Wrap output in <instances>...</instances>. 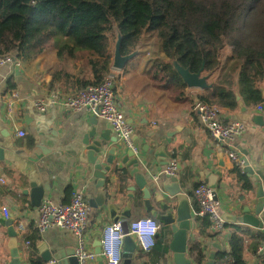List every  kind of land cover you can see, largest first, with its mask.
Masks as SVG:
<instances>
[{
	"label": "crops",
	"instance_id": "1",
	"mask_svg": "<svg viewBox=\"0 0 264 264\" xmlns=\"http://www.w3.org/2000/svg\"><path fill=\"white\" fill-rule=\"evenodd\" d=\"M161 55V58L164 57L162 51ZM138 58H133L134 63H131L128 70H113L117 79L118 105L134 128L133 139L139 149L137 155L143 159L144 164H150L149 169L143 165L141 171L160 185L159 174H162L172 160L177 161L180 166L177 171L180 185L189 196L194 218L188 245L192 239L198 238L209 245L208 256L214 242L220 244L218 251L230 252V237L237 232L243 238V257L246 264H264V258L257 253L259 244L264 242V212L258 216L263 222L262 227L226 222L225 230L213 239L200 234L199 222L194 214L197 208L194 188L201 182L207 183L201 177V173L206 171H210L209 178H213L218 170L222 171L217 182V193L223 213L240 215L245 203L252 209L255 208L258 203L257 181L247 174L252 189H242V183L234 172L236 165L229 152H237L253 167L264 172V166L259 165L264 152V126L258 124L259 116L264 117V114L256 111V105H246L237 90L238 74L235 73L234 89L247 109L242 111L238 100L237 108L220 107V112L225 122L244 121L247 129L230 145L219 144L211 138L193 110L200 94H206L207 91L187 87L180 95L181 91L172 89V84L165 86L155 82L152 77L153 65L149 69L148 60H137ZM63 67V62L59 61L53 49L45 50L35 59L23 60L20 69L8 64L0 66V175L6 178V183L0 185V264H8L12 260L8 249L10 237L3 225L9 216H5L4 208L9 210L16 229L21 219L27 221L26 230L20 232L17 238L23 264H31V255L44 263V255L47 253L76 249L77 240L70 230L50 227L40 232L36 229L39 206L32 205V183H46L49 190L46 191L44 199L49 198L55 203L69 202L74 190L80 189L84 192L91 208L88 242L94 252L105 225L115 221L110 205L115 207L122 222L130 223L144 216L153 217L145 209L140 190L133 191L130 188L134 185V179L130 175L132 167H126L121 162L115 164L107 174L108 201L104 206L98 205V200H102L99 192L101 188L98 187V178L93 175L88 164L87 150L83 144L84 134L91 126L93 114L90 110L75 111L61 104L52 105L46 111L35 107L38 98L47 97L53 90L62 93L75 90V77L67 78ZM218 75L219 72H215L209 78V83L216 81ZM262 89L264 90V84ZM99 122L101 128H104L109 121L99 118ZM18 131H25L26 134L21 136ZM148 138L153 139L154 144ZM34 149L41 155L39 160L31 158ZM165 162L169 163L163 165ZM132 194L134 198L131 197ZM91 202L98 206H92ZM129 202V215H123ZM165 236L163 242L167 244L168 253L163 260L153 249L139 256L137 248L132 264H162L165 261L173 264V253L169 249L171 235L168 233ZM27 240H30L29 244ZM52 260L59 264L56 259ZM91 264L100 262L96 257Z\"/></svg>",
	"mask_w": 264,
	"mask_h": 264
},
{
	"label": "trees",
	"instance_id": "2",
	"mask_svg": "<svg viewBox=\"0 0 264 264\" xmlns=\"http://www.w3.org/2000/svg\"><path fill=\"white\" fill-rule=\"evenodd\" d=\"M118 33L124 55L154 35L164 57L153 64L152 77L172 84L180 95L188 86L173 60L192 72L204 65L209 78L219 72L199 100L234 109L238 90L249 107L264 101V0H0V54L13 52L27 61L53 49L66 77H75V90L98 84L113 71ZM234 172L242 189L250 191L248 175L237 166ZM196 219L205 238L218 234L209 230L207 216ZM230 245V252L218 251L216 264L228 257L246 264L242 236L232 233ZM153 250L162 260L168 253L158 239ZM208 251L205 241L194 238L188 255L203 264ZM31 264L43 263L31 255Z\"/></svg>",
	"mask_w": 264,
	"mask_h": 264
},
{
	"label": "water",
	"instance_id": "3",
	"mask_svg": "<svg viewBox=\"0 0 264 264\" xmlns=\"http://www.w3.org/2000/svg\"><path fill=\"white\" fill-rule=\"evenodd\" d=\"M122 35L118 33V38L115 44L114 58H113V69L123 70L125 66L132 60L139 52L136 49L130 54H122L121 52ZM175 69L179 72L184 82L189 88L207 89L211 86L209 83L208 75L203 74L204 65L198 72H192L189 68L182 67L176 60H173ZM239 100V105L242 111H246L247 107L243 101L240 100V95L236 94ZM90 128L84 134L83 144L87 150L88 164L90 165L93 175L98 178V187L101 188L100 198L98 200L100 206H104L108 201V194L106 191L108 172H110L115 164L121 162L126 167H132L130 175L134 179V185L131 186V190L139 189L142 193V199L145 209L150 213L165 231H159L157 238L161 241H165L168 233L171 235L169 242V249L173 253V264H196L193 259L188 255L189 252V232L194 226V218L192 215V206L189 200V196L183 192L182 186L178 174H159L161 177V184H157L152 181L151 177L141 171L143 165L149 169L150 164H144L143 159L130 148L123 146L117 136L113 134V127L111 122L104 128H101L99 117L95 114L91 117ZM259 125L264 126V117L259 116ZM150 143L154 144V140L148 138ZM152 152V149L149 150ZM121 155V157H119ZM37 149H34L31 158L39 160L41 157ZM169 162L162 163L163 165ZM259 165L264 166V152L262 160L259 161ZM180 168V166H178ZM245 174L251 175L257 181L256 199L258 203L255 208L252 209L248 203H245L242 208V214L233 215L230 213H223L222 216L226 222H232L236 224H242L253 227H262L263 222L258 217L264 212V172L256 167H253L249 161L246 162L243 169ZM210 171L201 173L202 180L206 181L208 185L215 191V199H218L217 187L218 178L221 177L222 171L218 170L213 178H209ZM31 201L34 207H38L46 191L49 190V186L46 183L31 184ZM26 193V192H25ZM134 198V195H131ZM245 197H243L244 199ZM92 206H98L94 203H90ZM131 202L128 203L127 209L123 211V215H129L127 212ZM111 215L115 221L120 219L113 205H110ZM124 233V246L122 251V263L121 264H132L134 253L138 246L135 239L128 234L129 222H122ZM3 225L7 228L8 235L10 237L8 243V249L11 255V261L8 264H23L22 255L18 245V236L20 232L14 226V220L11 215L3 222ZM161 229V228H160ZM229 244L227 248L229 249ZM220 244L214 242L210 250L208 259L203 264H216V256ZM97 260L100 264H106L102 256L101 239L99 240L95 249ZM56 259L59 264H80L79 259L76 256V249L72 251H60L56 250L53 253H47L44 255L45 262L52 259Z\"/></svg>",
	"mask_w": 264,
	"mask_h": 264
},
{
	"label": "built area",
	"instance_id": "4",
	"mask_svg": "<svg viewBox=\"0 0 264 264\" xmlns=\"http://www.w3.org/2000/svg\"><path fill=\"white\" fill-rule=\"evenodd\" d=\"M10 65L16 69L23 66V60L15 53L0 54V66ZM16 96H18L16 94ZM61 104L75 111L88 109L99 118L111 122L113 131L119 142L132 149L136 154L139 152L138 146L133 139L134 128L128 122L126 114L119 107L116 95V73L113 70L104 80L95 85H88L84 88L68 93L53 90L47 97L38 98L35 107L40 111H46L50 106ZM256 111L264 114V101L255 106ZM193 110L198 114L201 123L210 133L211 138L219 144L230 145L233 140L241 136L247 129L244 121L233 120L224 121L220 109L208 102L197 100ZM24 136L25 131H18ZM230 158L241 170L244 169L246 158L241 157L237 152L230 151ZM178 171V163L172 160L162 174L175 175ZM6 183V178L0 175V185ZM194 196L197 203L195 216H207L210 222L211 232H222L226 228V221L222 214L221 203L215 199V191L208 183L201 182L194 188ZM39 218L36 229L40 232L50 227H61L70 230L76 237V256L80 264H91L95 260L96 253L90 248L88 242V220L90 206L82 190L77 189L72 192L70 201L67 203H55L49 198H45L39 205ZM5 216H9V210L4 208ZM27 221L21 219L18 222L17 230H26ZM160 231L158 221L151 216H144L129 223V232L138 246L144 252L154 248L157 234ZM123 224L121 220L105 225L101 235L102 256L106 264H121L122 251L124 246ZM30 240H27V244ZM257 253L264 258V242L259 244ZM234 259L228 257L218 264H233ZM43 264H57L55 260L44 262Z\"/></svg>",
	"mask_w": 264,
	"mask_h": 264
},
{
	"label": "rangeland",
	"instance_id": "5",
	"mask_svg": "<svg viewBox=\"0 0 264 264\" xmlns=\"http://www.w3.org/2000/svg\"><path fill=\"white\" fill-rule=\"evenodd\" d=\"M141 46L142 47L141 48L139 47L138 49L141 50L142 52L140 51L139 52L140 54H138L134 58L139 57L137 60L140 59H146V61L148 60L147 66L150 69V66L153 65L156 61H158L159 58H161L162 56L159 40L154 35H149L144 39ZM133 61L134 59L130 60L129 63L125 66L126 70H128L131 67V63H134ZM159 226L161 228V224H159Z\"/></svg>",
	"mask_w": 264,
	"mask_h": 264
}]
</instances>
